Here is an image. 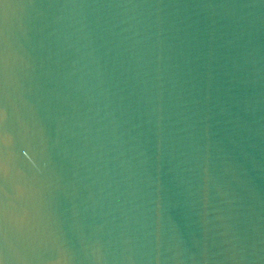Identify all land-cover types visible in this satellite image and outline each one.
<instances>
[{
  "label": "water",
  "instance_id": "95a60500",
  "mask_svg": "<svg viewBox=\"0 0 264 264\" xmlns=\"http://www.w3.org/2000/svg\"><path fill=\"white\" fill-rule=\"evenodd\" d=\"M0 264H264V0H0Z\"/></svg>",
  "mask_w": 264,
  "mask_h": 264
}]
</instances>
